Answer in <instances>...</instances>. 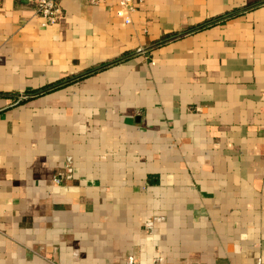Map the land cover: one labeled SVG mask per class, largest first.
<instances>
[{
  "label": "crops",
  "instance_id": "obj_1",
  "mask_svg": "<svg viewBox=\"0 0 264 264\" xmlns=\"http://www.w3.org/2000/svg\"><path fill=\"white\" fill-rule=\"evenodd\" d=\"M134 2L0 0V264H264V0Z\"/></svg>",
  "mask_w": 264,
  "mask_h": 264
},
{
  "label": "built area",
  "instance_id": "obj_2",
  "mask_svg": "<svg viewBox=\"0 0 264 264\" xmlns=\"http://www.w3.org/2000/svg\"><path fill=\"white\" fill-rule=\"evenodd\" d=\"M81 2L90 4V5H103L107 4L112 0H79ZM122 6L127 8L129 11H135V2L134 0H118ZM62 14L60 0H37V7L35 16L40 20V23L43 27L53 26L58 23ZM127 22H130L127 19ZM55 183H61V179L56 178Z\"/></svg>",
  "mask_w": 264,
  "mask_h": 264
}]
</instances>
